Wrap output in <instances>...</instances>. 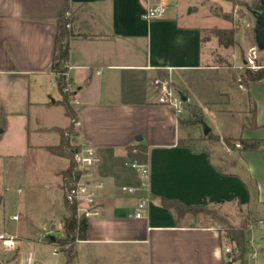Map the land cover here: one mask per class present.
Here are the masks:
<instances>
[{"label": "crops", "instance_id": "obj_1", "mask_svg": "<svg viewBox=\"0 0 264 264\" xmlns=\"http://www.w3.org/2000/svg\"><path fill=\"white\" fill-rule=\"evenodd\" d=\"M219 2L211 1L222 12ZM157 3L167 7L166 15L146 20L148 7ZM65 4L66 0H0V101L5 102L0 113L19 120L29 151H45L56 160L45 182L35 184L44 190L41 218L30 216L39 225L42 243L54 254H59L58 248L48 239L64 237L63 174L70 161L52 155L48 148L59 146L58 130L72 125L59 104L62 96L52 71ZM70 9L67 66L77 116L70 145L72 150L86 145L95 151L100 163L93 182L103 185L96 192L99 216L88 220L87 238L76 243L72 264H225L229 240L223 233L204 225L205 216H178L163 207L162 199L187 207H212L230 220L236 209H245L264 221L260 211L264 208V154L228 149L223 141L233 137L221 134L216 124L210 129L221 142L196 138L195 150L179 146L190 139L186 125L158 103L154 83H169L187 98L186 104L202 108L204 119L235 117L232 111L208 110V105L219 110L220 100L228 96L220 90V83L226 82L225 71L211 68L217 50L230 54L234 72L243 76L236 65L238 50L245 48L238 34L230 48L221 46L216 35L212 41L205 40L211 29L232 27L224 12L212 15L214 8L204 7L201 0H71ZM238 82L240 87L247 85ZM252 108L259 118L252 103L246 122L240 125L241 137L234 139L250 131L243 126L248 125ZM49 138L56 144L48 143ZM137 147L148 151L146 177L129 164V150ZM247 157L255 159L248 164ZM137 213L143 218L137 219ZM0 235H6L1 226ZM16 236L19 255L26 239ZM250 244V258L256 260L253 239Z\"/></svg>", "mask_w": 264, "mask_h": 264}, {"label": "rangeland", "instance_id": "obj_2", "mask_svg": "<svg viewBox=\"0 0 264 264\" xmlns=\"http://www.w3.org/2000/svg\"><path fill=\"white\" fill-rule=\"evenodd\" d=\"M212 0H201L204 7H213L211 11L212 15H218L222 12L228 27H232L235 35L238 34V41L244 45V49L238 50L239 60L236 61V65L240 68L243 76H238V73L234 72V64L232 63L230 54L224 52H215V59L212 64L216 72H220V69L225 71L227 77L226 82L220 83V90H224L228 94L227 97L222 98L220 101L221 107L219 110L212 104L208 105V110L220 111H232L236 116L232 117H216L211 118L208 116L206 119L203 118L204 122L209 128L213 125L217 126L221 131V134L233 138H225V141H230L235 150L239 151L240 145L237 143L241 137L240 125L246 122V115L252 106V103L256 104L259 111V120L257 124L260 127H264V86L260 85L255 88H247L245 79V70L250 69L251 71H257L260 68H264V52H258L254 41V28L255 18L251 14V11L258 9L259 0H215L220 1L224 10L219 11L217 4H212ZM223 1V2H221ZM218 3V2H217ZM228 21H230L228 23ZM216 27H221L220 22H215ZM230 29V30H232ZM216 30L211 29L205 34V40H211L215 37ZM221 53V54H220ZM250 60L255 62L256 67L259 69L253 70L250 65ZM230 74V76H228ZM221 75V74H220ZM223 76V78H225ZM243 81L246 87H240L239 82ZM193 86L197 87V80L193 79ZM252 98V103L250 99ZM227 102V103H226ZM5 105V102L0 101V106ZM254 107V106H253ZM201 110V107L195 106V104H186V113L180 118L181 121H188L191 119L192 110ZM254 109V108H252ZM252 111V110H251ZM246 113V114H245ZM252 119L250 115L249 123ZM19 120H11L7 114L2 115L0 113V226L2 231L6 232V235H18L22 236L24 240L23 244L20 245L19 255L18 250L14 252L8 251L4 248V245L0 242V261L5 264H66V257L63 253L54 254L53 250L49 249L47 245L42 243L39 236V225L31 220V215L37 219L41 218L43 200L42 188H36L35 184H41L45 182V175L47 170L50 169L56 162V160L47 152L38 150L37 152H31L28 150L26 139L22 138V129L18 124ZM202 122L197 125L187 126L184 128L187 135L194 146L200 138H206L204 136ZM244 134V139H258L264 141V128L251 130ZM213 134V132H212ZM215 135V134H213ZM216 136V135H215ZM36 137L34 134L32 138ZM54 137V134L45 136ZM218 137V136H217ZM198 140H195V139ZM220 138V137H219ZM43 142V141H42ZM51 145H55L56 141L47 140ZM215 142V141H213ZM221 142V141H219ZM213 146L214 143H210ZM226 145V144H225ZM228 149L232 148L230 145H226ZM213 149V148H212ZM225 151V147L223 148ZM241 152V151H240ZM213 153H220V150L213 149ZM228 153V152H226ZM251 153V152H247ZM257 153L264 154L263 151ZM254 154L255 153H251ZM263 157V156H262ZM255 159V158H254ZM253 158L247 157V162H253ZM263 161V158L259 160ZM208 210H214L216 216L206 215L201 213L197 216H205L204 225H211L218 228L222 233L223 237H226L224 232L225 225L220 222V218H225L229 225L236 228H247V254L245 255L246 264H264V221L263 224L258 220L256 216L251 214L245 209H236L235 213L230 217L223 216L215 208L208 207ZM261 216H264V208L260 209ZM16 215L18 220H12V217ZM20 219V220H19ZM260 227V228H259ZM54 234H56L54 232ZM17 237V236H16ZM57 237V236H55ZM253 239L254 246L257 252L256 260H251V241ZM227 247L234 249V245L227 242ZM252 249V248H251ZM18 255L17 262L16 260ZM2 264V263H0ZM240 264V263H239Z\"/></svg>", "mask_w": 264, "mask_h": 264}, {"label": "trees", "instance_id": "obj_3", "mask_svg": "<svg viewBox=\"0 0 264 264\" xmlns=\"http://www.w3.org/2000/svg\"><path fill=\"white\" fill-rule=\"evenodd\" d=\"M70 1L66 0L65 7L60 15L58 22V36L55 42V52L52 64V71L56 75V86L62 96V101L59 103L65 109V114L71 119L72 125L66 131L58 130L61 135V143L57 147H50L48 151L60 158H66L70 161L69 168L63 174V189L65 191L64 207L67 212L66 217L63 219V233L64 237H50L48 242L55 245L58 248L59 253H63L66 257V264H72L76 258L75 245L78 241H84L87 238V231L89 228L88 219L84 216L80 217L78 214V204L68 200L66 191L71 184H75L81 173L76 170V163L72 153V147L70 145V137L73 135L74 126L76 124L77 116L73 107L74 92H66L67 81L65 74L67 72L66 66L69 61V40L71 34L67 25L71 24L73 15L70 9ZM71 13L72 19L66 18V14ZM215 35L219 40V44L225 48L235 46V32L234 30H216ZM255 41V40H254ZM245 81L247 84H262L264 86V68H260L257 71L245 70ZM252 119L248 125H244V129L256 130L264 127H260L257 124V115L255 108L251 111ZM203 120V113L201 110L195 109L191 111V119L188 121H179L182 125L192 126L200 124ZM208 140L219 142L221 139L212 134V132L206 137ZM230 147L235 146L230 141H223ZM240 145L238 149L241 152L257 153L259 151L264 152V141L258 139H244L237 140ZM179 146L191 148L195 150L194 144L189 140H182L179 142ZM148 162V151L145 147L131 148L129 150V164H138L140 166H146ZM162 205L164 208L173 210L178 216L185 215L197 216L201 213L206 215L216 216L214 210H208V206L199 207H187L176 200L162 199ZM220 222L224 223V232L226 238L234 245L232 253H225V264H246L245 255L247 254V228H236L227 222L225 218H220Z\"/></svg>", "mask_w": 264, "mask_h": 264}, {"label": "built area", "instance_id": "obj_4", "mask_svg": "<svg viewBox=\"0 0 264 264\" xmlns=\"http://www.w3.org/2000/svg\"><path fill=\"white\" fill-rule=\"evenodd\" d=\"M167 13V7L164 4L157 3L150 5L147 9L145 19L148 21L162 19ZM66 18L72 19L71 13L66 14ZM71 24L67 25L69 29ZM258 51V50H257ZM250 65L253 70L259 69L256 67L255 62L250 60ZM67 72L65 74L67 87L66 92H73L72 84L69 80V68L66 66ZM155 88L158 89V103L160 105L170 108L176 117L181 118L186 113V103L183 101L181 94L170 87L169 83L157 80L154 83ZM74 161L76 163V170L81 173L79 180L75 184H71L66 195L69 201L76 202L78 204V214L80 217H85L90 219L99 216L97 205H96V192L103 188L102 184L94 183V170L98 167L100 160L98 159L95 151L88 147L82 146L80 148L73 149ZM134 167L141 170L143 177L148 174V169L146 166H140L138 164H133ZM134 190L130 189L129 192L132 193ZM140 209L144 208V204L139 206ZM137 219H142L143 214L137 213ZM12 220H18L15 216ZM0 242L4 245L8 251L16 250L17 238L14 236L0 235ZM233 249H226V253H232ZM37 264V263H36Z\"/></svg>", "mask_w": 264, "mask_h": 264}, {"label": "water", "instance_id": "obj_5", "mask_svg": "<svg viewBox=\"0 0 264 264\" xmlns=\"http://www.w3.org/2000/svg\"><path fill=\"white\" fill-rule=\"evenodd\" d=\"M255 18L254 40L258 52H264V0H259V7L251 11ZM182 96V95H181ZM183 101L186 103L187 98L182 96ZM204 136L207 137L211 133V129L202 122Z\"/></svg>", "mask_w": 264, "mask_h": 264}]
</instances>
